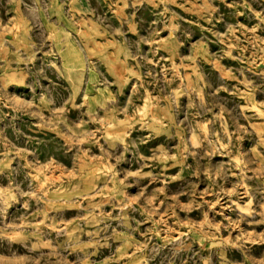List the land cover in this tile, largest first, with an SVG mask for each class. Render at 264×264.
Instances as JSON below:
<instances>
[{
  "label": "rangeland",
  "instance_id": "obj_1",
  "mask_svg": "<svg viewBox=\"0 0 264 264\" xmlns=\"http://www.w3.org/2000/svg\"><path fill=\"white\" fill-rule=\"evenodd\" d=\"M0 264H264V0H0Z\"/></svg>",
  "mask_w": 264,
  "mask_h": 264
}]
</instances>
